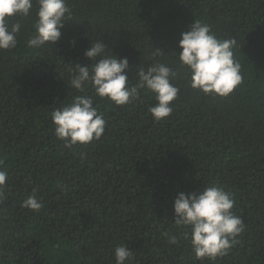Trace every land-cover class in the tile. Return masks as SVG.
<instances>
[{
  "label": "trees",
  "instance_id": "1",
  "mask_svg": "<svg viewBox=\"0 0 264 264\" xmlns=\"http://www.w3.org/2000/svg\"><path fill=\"white\" fill-rule=\"evenodd\" d=\"M72 20L54 44L30 49L38 8L13 17L17 47L0 51V161L8 172L0 203V264H115L114 249L133 251L131 264H264V0H68ZM194 20L218 38H234L242 82L227 97L191 88L177 54ZM127 57L131 84L140 67L165 63L180 89L172 114L155 121L156 103L117 106L94 96L107 121L100 140L73 148L54 135L51 111L81 94L76 65L90 66L91 41ZM162 54L153 56L156 49ZM75 70V71H74ZM88 95H94L89 86ZM85 155L81 158L80 153ZM0 170H3L0 168ZM223 185L244 231L227 255L195 259L186 229L174 223L179 192ZM36 190L44 207L22 208ZM180 236L176 245L164 233Z\"/></svg>",
  "mask_w": 264,
  "mask_h": 264
},
{
  "label": "clouds",
  "instance_id": "2",
  "mask_svg": "<svg viewBox=\"0 0 264 264\" xmlns=\"http://www.w3.org/2000/svg\"><path fill=\"white\" fill-rule=\"evenodd\" d=\"M34 31L26 41L30 49H39L45 44L54 45L61 37V29L72 20L68 0H36ZM33 0H0V51H11L17 47V36L22 25L11 18H26L31 15ZM177 56L190 79L191 88L205 95L227 97L241 84V64L234 59V38H218L211 27L203 21L194 20L187 31L182 32ZM153 56L162 54L156 49ZM93 61L90 66L76 65L78 72L71 78V86L81 93L71 102L51 111L54 135L64 142V147L73 148L93 140H100L105 133L107 121L94 106V96L108 99L117 106H124L140 99L144 89L154 95L156 103L148 111L157 122L171 116L172 102L178 98L180 89L171 80L176 72L165 63H153L146 69L140 67L138 82L133 85L126 70L127 57H120L108 50L104 40L91 41L84 52ZM75 71V70H74ZM91 87L94 95H88ZM81 152V158L84 157ZM0 203L6 199L5 186L8 172L0 161ZM235 205L232 194L223 185H206L199 192H179L174 199V223L186 229L183 238L189 240L195 259L214 261L227 255L238 242L244 231L241 217L233 212ZM22 208L39 212L43 202L36 190L21 204ZM170 245H176L180 236L164 233ZM115 264H131L133 251L126 245L114 249Z\"/></svg>",
  "mask_w": 264,
  "mask_h": 264
}]
</instances>
